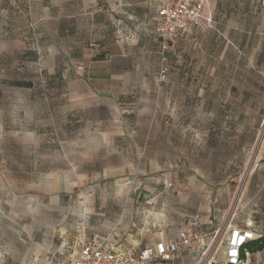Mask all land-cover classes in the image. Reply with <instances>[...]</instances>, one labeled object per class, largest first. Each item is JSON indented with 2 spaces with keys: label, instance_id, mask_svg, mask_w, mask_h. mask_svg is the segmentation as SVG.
I'll list each match as a JSON object with an SVG mask.
<instances>
[{
  "label": "rangeland",
  "instance_id": "obj_1",
  "mask_svg": "<svg viewBox=\"0 0 264 264\" xmlns=\"http://www.w3.org/2000/svg\"><path fill=\"white\" fill-rule=\"evenodd\" d=\"M161 5L0 0V264L65 259L92 234L143 248L197 216L219 231L190 264H224L229 223L264 232V66L163 41ZM226 188L225 211L194 209Z\"/></svg>",
  "mask_w": 264,
  "mask_h": 264
},
{
  "label": "built area",
  "instance_id": "obj_2",
  "mask_svg": "<svg viewBox=\"0 0 264 264\" xmlns=\"http://www.w3.org/2000/svg\"><path fill=\"white\" fill-rule=\"evenodd\" d=\"M157 11L156 33L163 41H175L204 32L214 27V16L210 12L211 0H161ZM166 47V46H165ZM225 243L224 264H247L242 261V250L247 243L261 238L252 224L239 227L229 223ZM219 230L204 231L195 218L178 232L177 238L160 241L143 249L123 245H111L99 234L81 240L77 255L56 259L48 264H173L183 252L197 248L200 254L210 251L213 235ZM209 264H219L214 258Z\"/></svg>",
  "mask_w": 264,
  "mask_h": 264
},
{
  "label": "crops",
  "instance_id": "obj_3",
  "mask_svg": "<svg viewBox=\"0 0 264 264\" xmlns=\"http://www.w3.org/2000/svg\"><path fill=\"white\" fill-rule=\"evenodd\" d=\"M210 3L209 10L214 16V27L204 32H199L194 35L187 36L186 38L184 37L183 41L187 40L188 42H197L198 39L194 37L201 36L200 41L203 42V39L207 37L206 44H208L209 57L211 61L218 67L228 66L231 64V62H236L237 65L245 66L249 63V59H255L256 65L264 66V0H211ZM74 27L72 26L71 28L72 33L75 32V30H73ZM75 34H77V32H75L74 35ZM75 51L76 48H72L71 55H74ZM229 195V189H218L216 192V199L213 203H210L209 209L202 206H195L194 209H213L218 212H223L226 210V205L229 203L227 202V196ZM248 206V198H245L241 207L242 209H246ZM193 218L195 217H190L188 223ZM201 218L202 219L197 216L196 219L198 220V227L204 231L210 232L219 226V220L214 217L212 218L209 216L205 220L203 217ZM185 226L186 225L183 227ZM180 229L177 231L175 236L162 237L154 244L160 241L176 239ZM255 230L258 233L261 232L264 235V232L262 229H260V227H257ZM108 243L111 245H120L112 244L109 241ZM151 245H146L145 247ZM78 252L75 255H77ZM258 254H263L264 257V250L258 252ZM199 255L200 253L198 252L197 248H191L180 254L173 261V264H190L192 257ZM223 255L224 258H226L225 250L223 251Z\"/></svg>",
  "mask_w": 264,
  "mask_h": 264
},
{
  "label": "trees",
  "instance_id": "obj_4",
  "mask_svg": "<svg viewBox=\"0 0 264 264\" xmlns=\"http://www.w3.org/2000/svg\"><path fill=\"white\" fill-rule=\"evenodd\" d=\"M264 250V236L261 238L250 241L245 245L242 250V261L246 263V257L250 254H256Z\"/></svg>",
  "mask_w": 264,
  "mask_h": 264
},
{
  "label": "bare ground",
  "instance_id": "obj_5",
  "mask_svg": "<svg viewBox=\"0 0 264 264\" xmlns=\"http://www.w3.org/2000/svg\"><path fill=\"white\" fill-rule=\"evenodd\" d=\"M218 239V238H217ZM218 242V241H217Z\"/></svg>",
  "mask_w": 264,
  "mask_h": 264
}]
</instances>
